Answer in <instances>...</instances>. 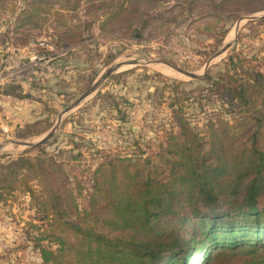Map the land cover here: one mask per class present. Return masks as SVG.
I'll return each mask as SVG.
<instances>
[{
    "label": "rangeland",
    "instance_id": "374dc122",
    "mask_svg": "<svg viewBox=\"0 0 264 264\" xmlns=\"http://www.w3.org/2000/svg\"><path fill=\"white\" fill-rule=\"evenodd\" d=\"M71 1L0 0V175L21 155L46 158L55 168L43 171L45 181L65 200L68 173L84 184L106 157L153 161L177 132L172 116L179 105L203 132L221 109L208 97L206 74L222 70L234 53L264 58V5L105 0L104 9L82 2L73 10ZM161 64L199 78L174 69L166 75ZM54 127L39 148L16 145L38 143ZM16 195L0 205L14 225L0 227V264H42L24 245L20 224L33 215L29 199ZM41 227L45 235L48 227Z\"/></svg>",
    "mask_w": 264,
    "mask_h": 264
},
{
    "label": "trees",
    "instance_id": "16d2710c",
    "mask_svg": "<svg viewBox=\"0 0 264 264\" xmlns=\"http://www.w3.org/2000/svg\"><path fill=\"white\" fill-rule=\"evenodd\" d=\"M82 2L107 5L73 0L71 7ZM203 81L221 107L203 132L179 105L177 132L153 161L106 157L87 188L68 173L66 200L45 181L55 162L21 155L8 164L0 205L16 192L28 197L33 215L20 224L24 245L42 264H264V58L234 53Z\"/></svg>",
    "mask_w": 264,
    "mask_h": 264
},
{
    "label": "water",
    "instance_id": "95a60500",
    "mask_svg": "<svg viewBox=\"0 0 264 264\" xmlns=\"http://www.w3.org/2000/svg\"><path fill=\"white\" fill-rule=\"evenodd\" d=\"M172 68H173L175 71H177V72H179V73H181V74H184V75H186V76H188V77H191V78H194V79L199 78V76H197V75H195V74H193V73H190V72H188V71H185V70H183V69H180V68H177V67H174V66H172ZM111 72H112V69H110L109 71H107V73L101 78V80H103V79H105L106 77H108V75H110ZM101 80H100V81H101ZM100 81H98L97 84H99ZM97 84H96V85H97ZM96 85H94L89 91H87V92L81 97V99L87 97V96L90 94V92L96 87ZM81 99H80V100H81ZM80 100H79V101H80ZM55 130H56V127H54L53 130H52L50 133H48L47 136H46L44 139H42L41 141H39L38 143H31V142H17V143L15 142V143H16V145H21V146H26V147H32V146H35V145H38V144H40V143L45 142L47 139H49V138L53 135V132H54Z\"/></svg>",
    "mask_w": 264,
    "mask_h": 264
},
{
    "label": "crops",
    "instance_id": "0c3cea01",
    "mask_svg": "<svg viewBox=\"0 0 264 264\" xmlns=\"http://www.w3.org/2000/svg\"><path fill=\"white\" fill-rule=\"evenodd\" d=\"M23 112V111H22ZM21 112V113H22ZM14 117V122H19V118H20V115H19V113L18 112H16L14 115H13ZM1 210V209H0ZM0 227H2V228H4V229H6V230H12L13 228H14V225L12 226L9 222H7L5 219H4V216L0 213ZM15 229H17L18 230V228H16L15 227ZM16 234L15 235H17V236H20V234L19 233H17V232H15Z\"/></svg>",
    "mask_w": 264,
    "mask_h": 264
},
{
    "label": "bare ground",
    "instance_id": "6f19581e",
    "mask_svg": "<svg viewBox=\"0 0 264 264\" xmlns=\"http://www.w3.org/2000/svg\"><path fill=\"white\" fill-rule=\"evenodd\" d=\"M232 33V32H231ZM231 33H230V35H231ZM233 34V33H232ZM231 37H232V35H231ZM232 39V38H231ZM162 65V64H161ZM158 68V67H157ZM159 70L162 72V73H164V74H166V75H171V74H173V73H175V71L173 70V69H171L170 67H168V66H165V65H162V66H160L159 67Z\"/></svg>",
    "mask_w": 264,
    "mask_h": 264
}]
</instances>
